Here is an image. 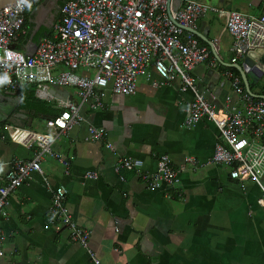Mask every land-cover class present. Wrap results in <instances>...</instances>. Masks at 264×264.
I'll list each match as a JSON object with an SVG mask.
<instances>
[{"label": "crops", "instance_id": "0c3cea01", "mask_svg": "<svg viewBox=\"0 0 264 264\" xmlns=\"http://www.w3.org/2000/svg\"><path fill=\"white\" fill-rule=\"evenodd\" d=\"M231 1L210 0L209 5L222 9ZM247 4L248 12L234 11L264 13V0H247ZM43 12L32 10L25 16L26 35L16 45L25 54L50 36L47 12ZM200 22V31L206 32L213 46L208 21L203 17ZM230 42L229 37V47ZM214 50L223 64H229V52L225 58ZM221 67L204 63L190 73L214 107L221 105L228 89ZM151 82L160 85L151 87ZM22 88L10 92L0 81V111L5 113L0 126L2 130L11 125L43 132L46 119L27 117L17 110L15 94ZM50 92L63 97L72 90ZM72 99L78 101L74 94ZM39 101L57 109L52 101ZM189 101V93L178 91L177 81L162 84L148 67L136 80L133 96L106 93L102 111L82 106L78 125L50 146L67 162L66 173L55 159L42 156V175L31 173L10 194L7 216L0 219L4 236L0 264H94L88 253L99 264H264V207L256 205L260 192L251 181L231 180L228 168L209 163L214 145L221 140L205 119L184 124ZM89 125L103 130V142L83 140ZM105 143L111 145L110 152L103 147ZM30 154L7 139L0 140V177L11 159L26 160ZM161 154L167 155L177 180L151 189L141 176L155 172ZM117 157L139 161V170L115 173ZM46 185L66 190L68 214L89 233L86 249L69 242L65 231L52 230Z\"/></svg>", "mask_w": 264, "mask_h": 264}, {"label": "built area", "instance_id": "2783aa9c", "mask_svg": "<svg viewBox=\"0 0 264 264\" xmlns=\"http://www.w3.org/2000/svg\"><path fill=\"white\" fill-rule=\"evenodd\" d=\"M40 1L17 0L0 9V81L10 92L32 85L34 96L54 102L59 112L43 121V132L11 125L3 128L0 140L7 139L31 154L26 160L14 158L6 163V172L0 177V219L7 216L12 191L26 183L31 173L42 175V156L55 159L66 173L67 162L50 146L60 134L78 125L81 107L102 111L106 93L133 96L137 78L148 67L162 84L177 81L178 91L189 93L184 124L191 126L205 119L214 125L221 140L214 145L209 163L228 168L231 180L251 181L260 192L256 205L264 207V100L250 97L239 75L224 70L228 89L223 101L219 107L208 104L190 73L198 65L216 67L219 63L207 46L185 31L207 12L222 18L231 40L228 63L239 64L248 52L264 53V13L247 15L196 0H179L174 11L166 0H67L59 7L50 36L40 39L31 54H25L16 45L26 35V14ZM58 67L61 70H56ZM51 89H71L72 93L54 96ZM103 139L102 129L87 126L85 142ZM103 147L112 150L108 143ZM155 165L153 174L141 176L148 187L158 189L176 182L167 155H159ZM139 167V161L117 157L113 170L131 172ZM46 191L52 230L65 231L69 242L86 249L89 233L76 226L68 214L66 190L47 186ZM3 241L0 232V257ZM88 255L94 264H99L92 253Z\"/></svg>", "mask_w": 264, "mask_h": 264}, {"label": "water", "instance_id": "95a60500", "mask_svg": "<svg viewBox=\"0 0 264 264\" xmlns=\"http://www.w3.org/2000/svg\"><path fill=\"white\" fill-rule=\"evenodd\" d=\"M15 1L17 0H0V9L13 4ZM52 2L53 0H42V2L39 4V7L41 8V10L48 12L49 4ZM166 2L169 9L171 11H174L178 6L179 0H166ZM212 4H214V1L212 2ZM55 8L57 9V7ZM201 26L202 23L200 21H196L193 24L192 28L186 29L185 31H189L196 38L202 41L210 49L212 56L220 65L232 68L238 73L243 89L246 93L249 94L250 97L264 100L263 95L253 94L248 88V79L255 83L264 73V53L261 50H255L252 52H248L239 64H223L218 55L215 53L212 43L205 38L206 32L200 31ZM4 114V112L0 111V122L5 118Z\"/></svg>", "mask_w": 264, "mask_h": 264}, {"label": "rangeland", "instance_id": "374dc122", "mask_svg": "<svg viewBox=\"0 0 264 264\" xmlns=\"http://www.w3.org/2000/svg\"><path fill=\"white\" fill-rule=\"evenodd\" d=\"M198 1L206 4L211 3L210 0H198ZM222 9L248 12L247 0H232L231 3H229L227 6L222 7ZM204 18L209 23L210 32L208 34V38L213 42V46L216 49L217 53H219L220 56L228 58L227 52L229 47V37L225 29L223 19L211 12H207ZM248 84L250 86L251 93L264 96V73L255 83H253L250 79H248ZM32 124H33L32 126H34L35 120H32ZM262 180H261V184L263 183Z\"/></svg>", "mask_w": 264, "mask_h": 264}, {"label": "trees", "instance_id": "16d2710c", "mask_svg": "<svg viewBox=\"0 0 264 264\" xmlns=\"http://www.w3.org/2000/svg\"><path fill=\"white\" fill-rule=\"evenodd\" d=\"M65 1L67 0H62L61 4ZM197 41L200 45L206 46L198 38ZM221 68L230 71L233 75H238V73L232 68H225V67H221ZM248 88L250 90L249 84H248ZM15 95L18 96L19 98L17 110L24 113L27 117H31V118L38 117V118L48 119L56 116L58 113L57 109H55L53 105L43 101H39L34 97L33 86L30 85L25 86ZM0 127H1L0 134H4V130H2V125Z\"/></svg>", "mask_w": 264, "mask_h": 264}, {"label": "flooded vegetation", "instance_id": "af4514ba", "mask_svg": "<svg viewBox=\"0 0 264 264\" xmlns=\"http://www.w3.org/2000/svg\"><path fill=\"white\" fill-rule=\"evenodd\" d=\"M41 2L42 1H40V3ZM61 2L62 1L53 0V2L49 4V8H48V12H47L46 26H50V28H51V26L53 25V23L57 21V13H58V10H59V7H60ZM39 4H37L34 7L33 10H35V12H41L42 13L43 10H41V8L39 7ZM55 7H57V9Z\"/></svg>", "mask_w": 264, "mask_h": 264}]
</instances>
